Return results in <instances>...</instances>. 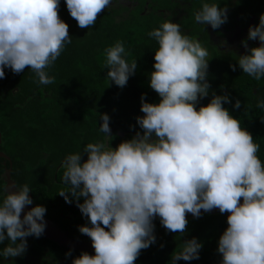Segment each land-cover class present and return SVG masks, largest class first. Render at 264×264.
<instances>
[{"label": "clouds", "instance_id": "9594fccd", "mask_svg": "<svg viewBox=\"0 0 264 264\" xmlns=\"http://www.w3.org/2000/svg\"><path fill=\"white\" fill-rule=\"evenodd\" d=\"M65 3L78 27L90 29L112 0ZM59 8L60 0H0V79L5 78V68L13 74L27 68L36 83L55 82L47 69L72 42ZM194 18L217 30L228 21V8L214 0L203 2ZM148 36L158 44L149 86L160 99L151 103L141 95L143 115L135 118L140 130L115 147L103 140L87 143L62 161L65 187L57 194L66 203L75 201L88 221L78 230L94 249V254L81 252L72 264H135L141 252L156 242L157 217L167 232L180 237L187 232L188 214L200 218L202 212L214 209L227 213V227L217 247L220 264H264V163L258 156L259 143L224 106L230 102L228 94L213 92L206 105L200 104L211 85L210 54L198 40L170 20ZM248 40H258L259 46H249ZM241 43L246 51L237 63L244 74L260 81L264 13L258 24L249 26ZM104 55L102 67L109 82L124 88L135 75L137 60L126 59L129 53L122 41L107 47ZM230 67L236 70L235 64ZM240 106L237 99L235 108ZM256 106L264 109V100ZM99 119V131L113 137L110 116L99 113ZM30 191L27 184L14 186L0 202V244L7 241L0 258L5 261L23 256L27 238L45 232L46 207L37 204L25 211L33 204ZM202 247L196 237L183 240L180 250L171 253L172 264L198 260Z\"/></svg>", "mask_w": 264, "mask_h": 264}, {"label": "trees", "instance_id": "16d2710c", "mask_svg": "<svg viewBox=\"0 0 264 264\" xmlns=\"http://www.w3.org/2000/svg\"><path fill=\"white\" fill-rule=\"evenodd\" d=\"M116 1L120 3L118 7L101 12L92 28L81 29L71 18L65 0H60L59 16L69 25L72 42L47 69L48 74L56 78L54 83H36L35 74L27 68L20 74H13L5 68V78L1 79V84L11 96L9 104L13 114L10 117L13 129H16L11 132L12 136L21 137L22 127L31 128L27 132L28 139L25 136L20 140L12 138L11 177L17 187L24 184L30 187L33 206L44 205L45 216L76 238H83L78 226L88 221L75 201L66 203L57 194L65 187L62 161L68 154L81 152L87 143L103 140L115 147L140 130L135 118L143 115L141 95L145 94V99L151 103L160 99L149 86V74L153 70L154 51L158 44L148 33L165 20L178 23L182 33L198 40L210 54L207 79L211 88L209 96L200 104L206 105L213 92L228 94L230 102L224 106L241 121L242 127L252 133L254 141L260 145L258 156L264 163V122L261 120L264 109L256 106L258 100H264V77L256 81L242 72L237 60L245 49L238 52L229 46L230 43L227 48L222 44L226 37L237 31L235 38L242 46L249 26L258 24L260 14L264 13V0H214L219 6L228 8V21L217 30L210 25L196 23L194 18L203 2L213 0ZM179 1L185 2L183 5L189 9L187 14L181 13ZM116 41L124 43L129 62L137 60L135 75L129 77L122 89L109 82L107 69L102 67L104 50ZM248 44L259 46V41L248 40ZM233 64L236 65L235 71L230 67ZM25 97V102H16V99ZM237 99L241 101L239 109L235 108ZM99 113L110 116L113 137L99 131ZM83 158L86 159V154ZM2 172L1 169L0 191H3L4 183ZM187 219V232L179 237L167 232L157 217L154 220L156 242L141 252L137 264H172L171 253L179 251L182 241L192 237L203 244L200 258L180 260L176 264H220L222 257L217 247L219 237L227 227V214L205 213L200 218ZM59 250L67 264H72V259L81 253L61 246ZM69 251L71 256L66 257Z\"/></svg>", "mask_w": 264, "mask_h": 264}, {"label": "flooded vegetation", "instance_id": "af4514ba", "mask_svg": "<svg viewBox=\"0 0 264 264\" xmlns=\"http://www.w3.org/2000/svg\"><path fill=\"white\" fill-rule=\"evenodd\" d=\"M184 3L185 2L179 1V7L181 8L180 11L183 15H185V13L187 14L189 11V9L186 8L187 6L183 5ZM10 99H11V96L8 94L6 87L3 84H1V79H0V107L2 108L0 109V170L1 169L3 170L2 179L4 182L3 191H0V202H2L3 198L7 195L4 190V185H5L4 170L5 168L9 167V163L11 162V153L13 150L11 148V144L13 142L12 138L15 136V134L12 136L11 132L16 131V129L15 128L13 129L12 127L13 122L10 117L11 114H13L12 108H10V104H9ZM25 101H26V97L24 99L22 98L16 99L17 103H22ZM17 103L15 104L16 107H18ZM20 130L21 131L23 130V136L14 137L15 140H20L24 136L25 138L28 139L27 132L30 131L31 128H28L27 126H25V127H22ZM11 168H12V162H11ZM33 204H34V201H33ZM218 213H215V214H218ZM202 214H205V213H202ZM67 216L68 215H66L65 217L67 218ZM188 217H193V216L190 215V216H187V218ZM48 218L46 216L44 217V219L49 221L51 225L55 226L56 228L66 233L70 237L74 239H78V240H84V241L91 243L90 239L87 236L83 235V238H76L72 236L71 234H69L67 230L61 228L60 224H54ZM69 219L71 220L72 218L69 217ZM6 243L7 241H5V244H0V248L4 247ZM27 244H28L27 251L23 256L15 257V258H8V261H5L3 258H0V264H67V262L64 260L65 256L63 255V253L59 252L60 251L59 247L61 245L58 244L57 242L51 239L45 238L43 236L39 238L30 236L27 238ZM61 247L66 248L63 246ZM66 249L73 250L70 248H66ZM74 251H79V250H74ZM89 254H93V253H89ZM138 261H139V257L136 260L135 264H137Z\"/></svg>", "mask_w": 264, "mask_h": 264}, {"label": "water", "instance_id": "95a60500", "mask_svg": "<svg viewBox=\"0 0 264 264\" xmlns=\"http://www.w3.org/2000/svg\"><path fill=\"white\" fill-rule=\"evenodd\" d=\"M11 162L9 163V167L5 168L4 170V180H5V185H4V190L5 193L7 194V191L9 190H14V186H16L14 180L11 177ZM32 207V205H28L25 207V211L29 210ZM218 209H214L211 212V214L218 213ZM204 213V212H202ZM191 214H188L190 216ZM46 221V229L45 232L43 233V237L51 239L58 244H60L63 247L70 248L73 250H79V251H86L88 253H93L94 254V249L91 246L90 242L84 241V240H78L70 237L66 233L62 232L55 226L51 225L49 221Z\"/></svg>", "mask_w": 264, "mask_h": 264}, {"label": "rangeland", "instance_id": "374dc122", "mask_svg": "<svg viewBox=\"0 0 264 264\" xmlns=\"http://www.w3.org/2000/svg\"><path fill=\"white\" fill-rule=\"evenodd\" d=\"M119 1L122 2V3H125L126 0H119ZM118 4H120V3L117 2L116 0H112V4H111V6L109 8H113V7L116 8V7H118L117 6ZM109 8H107L105 10H108ZM236 33H237V31L234 32L233 36L226 37L223 40V41H226L227 40L226 44H223V41H222V44H223L224 47L227 48L228 47V44L230 43L229 44L230 47L232 46V48L235 49L236 51L242 52L245 48L243 47V45L240 46V45L237 44V41H239V40L237 38H235L236 37Z\"/></svg>", "mask_w": 264, "mask_h": 264}]
</instances>
